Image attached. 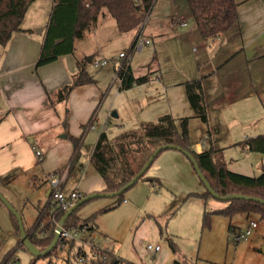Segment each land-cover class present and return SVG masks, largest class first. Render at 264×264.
I'll return each mask as SVG.
<instances>
[{"label":"crops","instance_id":"obj_1","mask_svg":"<svg viewBox=\"0 0 264 264\" xmlns=\"http://www.w3.org/2000/svg\"><path fill=\"white\" fill-rule=\"evenodd\" d=\"M160 1L161 9L158 11L156 21L164 22V31L149 30V32L159 38L169 34L173 39L181 41V45L184 44L181 57L174 62L175 65L179 64L180 66L187 62V70L182 68L177 71L180 79L168 83L169 85L162 84L161 94L167 95L170 87L185 89L186 83L196 80L201 82L204 93L207 124L194 116L185 92L186 108H188L185 118L194 117L200 120L202 123L200 130L202 133L205 132L201 141L190 143V148L197 154L208 149L215 151V157L221 159L226 168L234 173L241 174L243 168L240 166V161H244L251 168L259 164L264 167L262 154L249 152L240 146L245 139L264 134V131L257 132L255 128H252L255 127L254 123L258 118L257 114L260 111L258 109L260 107L264 109V0H235L237 3L236 13L238 14L237 24L225 34L209 39L201 36L195 24L187 23L185 9L177 7V2L180 0ZM156 4H158L157 0ZM45 5L50 8L47 21L39 20L35 11L30 15L29 8L23 19L21 31L13 33L10 41L5 45L0 44V179L11 177L6 184H0V191L8 202L10 201L9 191L14 193L13 189L19 184L24 192L26 190L34 194V202L39 199V192H45L47 203L50 198L49 179L52 174L64 176V181L60 186L64 192V187L69 180L71 181L69 192L78 191L82 197L92 193L102 194L106 189L103 179L90 165L89 156L99 134L88 141L89 144L93 143L90 144L91 148L88 147L86 160L83 162L81 158L87 134L95 128L93 121L98 119L96 110L101 103L99 85L91 78L92 81L89 84L74 87L67 99L59 103L58 108L55 106L53 95L60 88L71 85L73 78L81 70L87 77L90 76L88 67L82 65L81 60L90 57L88 62H91L92 54L88 57L85 56L91 53L89 49L92 44H95L94 49L102 54L101 47H103V41H107V31L110 28L104 23L100 24L98 19L99 22L97 21L81 39L74 41L71 54L61 55L55 61L37 67L36 63L45 37L46 25L54 8L51 2ZM102 18L104 19L103 15ZM39 27L41 29L38 33H33V30ZM136 30L137 34L139 30L141 33L142 27ZM78 41L84 42L83 47L80 48L81 53L76 48ZM133 43L134 40L130 43V47ZM191 43L193 55L187 57L184 50L189 49L188 45ZM88 62L86 61V63ZM149 79L148 83L135 85L129 90H133L135 87L145 89L143 87H148L154 80H161V77L156 74L153 77L150 76ZM146 89L147 91L142 90V93L147 95L150 92L149 88ZM117 90L119 91V86ZM156 91L157 89H155ZM63 104L66 105V109ZM165 109V112L151 121L167 114L174 120L181 119L175 117L168 105L165 106ZM254 113L257 114L253 115ZM91 116L94 117L90 125L93 128H87L88 130L81 141L80 160L69 171L74 143L68 137L78 138L82 134V126L88 122ZM107 120L101 123L97 120V123L101 125V132L108 130L113 136L125 130L123 126L115 125L116 131L113 132V127L106 124ZM63 135L64 137H62ZM35 150L40 152L41 160L35 156ZM188 161L185 155L176 150H164L154 159L147 173L141 179L151 186V189L157 187L154 184L163 187L162 182L168 181L172 177L186 179L190 173ZM149 180H152V183ZM185 191H189L188 193L195 196H200L205 192H201V190L193 193L190 190ZM46 203L41 208L39 204L36 206L31 200L26 199V196L18 199L19 206H22L20 209L17 208L20 216L27 205H33L34 210L37 211L33 217L28 218L30 224L24 229L30 228L35 223L38 212L46 206ZM122 203L129 205L126 199H123ZM11 205L14 206L12 203ZM14 207L16 208V206ZM129 207L135 209L136 206L134 203H130ZM84 219L86 218L82 220ZM94 224L92 234L95 231L99 232L96 221ZM6 234L10 235L14 241L11 247L1 253L2 241H5ZM18 241L15 223L7 207L0 201V264L8 251L13 248L16 249L15 253L7 263H14L13 258L17 250L22 249L18 247ZM96 245L100 248L110 249L119 262L114 245L104 244L103 246L100 243ZM33 257L31 255L29 264L34 263Z\"/></svg>","mask_w":264,"mask_h":264},{"label":"rangeland","instance_id":"obj_2","mask_svg":"<svg viewBox=\"0 0 264 264\" xmlns=\"http://www.w3.org/2000/svg\"><path fill=\"white\" fill-rule=\"evenodd\" d=\"M157 1L158 4L155 5V0L148 11L141 31V41L148 40L149 45L142 43V50L140 51L131 48L130 43L136 38L137 30L129 33L118 32L114 20L106 10H102L98 17L100 24L104 23L110 28L107 31V41H103V47H101L103 52L102 54L98 53L94 49L96 45L92 44L91 49H89L91 53L85 56L88 57L92 54L91 62L86 63L85 58L81 60L82 65L88 67L87 70L92 80L101 89V103L96 110L98 111L97 120L101 123L108 119L106 124L113 127V132L116 131L115 125L123 126L125 130H134L139 124L154 120L156 116L165 112L166 105L172 109L175 117L181 118L180 120L185 118V114H187V99L184 88L170 87L167 95L161 94L162 84L180 79L177 71L182 68L187 70V62L181 66L175 65L174 62L181 57L182 46H184L183 43L181 45V41L173 39L169 34L159 38V36L149 32V30L164 31V22L156 21L158 11L161 9V1ZM180 1L177 2V7L185 9L187 23L194 25L185 0ZM45 4H50V1L35 0L32 2L30 4L32 6L29 7L30 15L35 11L39 20L47 21L50 8ZM40 29V27L34 29L33 33L37 34ZM83 44V41L76 43V48L80 53ZM188 47L189 49L184 50V54L191 57L193 55L192 43ZM120 53L125 54L126 57L119 58ZM123 59L128 60L134 77L144 75L153 77L158 74L161 80L152 81L150 87H143L145 89L135 87L133 90L119 92L117 90L119 80L115 79V71ZM103 60L106 63L102 68L94 67V61L103 62ZM146 88H149L148 91L150 92L147 95L142 93V90L147 91ZM155 89H157L156 92ZM54 98L55 106L58 108L61 101L56 97ZM64 108L66 109V105ZM258 111L259 113H256L258 118L254 123L255 127L252 128L260 132L264 131V109L260 107ZM114 113L117 115L116 118L112 116ZM97 120L93 121L95 128L88 132L86 143L83 145L84 151L81 155L83 162L86 160L88 147L91 148L92 145L90 144L93 143L91 141L92 143L89 144L88 141L94 139L102 131ZM180 120H175L178 130L180 129ZM187 124L189 144L201 141L200 139L205 132L202 133L200 130L202 126L200 120L191 117V119L188 118ZM188 163L190 173L189 175L186 174V179L172 177L170 180L162 182L163 187L154 184L157 186L154 189H151V186H148L143 179H139L131 188L125 190L122 200L126 199L129 205L134 203L135 209H131L129 205L122 203L116 197L93 198L77 209L75 217L82 220L95 214L94 219L99 232L93 231L94 239L92 241L103 246L104 244L114 245L116 254L119 256V264H264V219L260 220L255 214L237 215L228 219L216 213L211 218L210 227L208 229L202 227L203 211L224 208L227 206V202L212 197L202 199L191 195L188 193L189 191H185L190 190L193 193L206 190L199 181L191 163L189 161ZM239 163L243 168L240 173L244 175L258 176L264 169L260 164L251 168L244 161ZM70 185L71 181L69 180L64 187L65 192H69ZM13 191L15 192L9 191L8 198L10 205L12 203L16 206V208L13 206L15 209L22 207L19 206L18 199L25 196L34 205L39 204L41 208L46 203L45 192H39V199L34 202V194L31 191L25 190L24 192L19 184L15 186ZM115 205V208H111ZM35 212L37 211L34 210L33 205H27L23 210L21 221L24 227L30 224L28 218L33 217ZM251 223H255L256 227L247 239L236 241L234 235L245 232ZM229 225L234 227L235 234L229 233ZM4 237L5 241H2L1 253L11 247L14 241L10 235L6 234ZM171 244L174 245L175 249ZM147 245L152 247L159 245L161 250L154 254L146 248ZM101 249L104 248L101 247ZM66 253L67 251L63 250L57 256L49 255L35 259L33 257V262L35 264H47L48 261H51L52 264H64ZM30 258L31 255L26 249H19L13 258L14 263L6 264H29ZM71 264H77V260H73Z\"/></svg>","mask_w":264,"mask_h":264},{"label":"trees","instance_id":"obj_3","mask_svg":"<svg viewBox=\"0 0 264 264\" xmlns=\"http://www.w3.org/2000/svg\"><path fill=\"white\" fill-rule=\"evenodd\" d=\"M35 0H0V44L10 41L11 35L21 31V25L26 11ZM54 8L46 25L45 37L41 45L37 67L55 61L59 56L73 52L74 41L81 39L84 33L98 21L102 10H106L116 23L120 33H127L141 28L148 11L155 0H49ZM192 21L205 39L225 34L238 22L237 3L235 0H185ZM133 47V45H132ZM131 47V48H132ZM116 79L120 81V90H129L135 85H142L150 81L148 75L133 77L128 60L123 59L116 71ZM81 70L73 78L72 85L60 88L53 96L59 101H65L74 87L91 82ZM185 92L194 116L207 124V113L199 80L185 84ZM94 117L82 126V134L78 138L68 137L74 143V152L68 170L71 171L80 160L82 139L90 128ZM188 118L180 120L178 130L175 120L169 115H163L155 121L141 123L134 130H125L117 135H110L108 130L99 133L96 143L90 154V165L99 173L105 184L104 193H115L123 189L130 182L150 158L152 151L168 144L187 150L195 157L199 169L212 190L219 196L240 194L264 200V169L258 176H243L229 171L221 159L215 157L211 149L197 154L190 148L188 137ZM88 128V129H87ZM247 151L264 156V134L245 139L240 144ZM162 152V151H161ZM159 154V153H158ZM157 154V155H158ZM148 170V169H147ZM146 172L139 178H143ZM11 177L0 179V184H6ZM152 183V180H149ZM125 191V190H124ZM123 191V192H124ZM123 193L116 196L122 200ZM205 199L211 197L205 190L198 196ZM118 203V202H117ZM112 206L111 208H115ZM78 209V208H77ZM77 211V210H76ZM75 211V212H76ZM73 212L65 221L64 228L87 226L93 230L95 214L84 220L75 217ZM65 211L57 208L49 198L46 206L38 212L35 223L25 233L31 244L40 250L45 249L53 239L54 229ZM220 214L228 219L235 215L255 214L260 220L264 219V204L251 200L231 199L227 206L214 211H203L202 227H210L214 214ZM16 226L19 237L18 247L25 249L21 244L18 221L10 213ZM230 234H235L233 226L228 227ZM173 249L174 245L171 244ZM16 249L13 248L4 256L2 264L11 259ZM67 251L64 264H71L81 252L79 247L68 241H58L56 246L45 256H57L59 252ZM37 257H34V259ZM52 264L51 261H48ZM102 264H119L110 253Z\"/></svg>","mask_w":264,"mask_h":264},{"label":"built area","instance_id":"obj_4","mask_svg":"<svg viewBox=\"0 0 264 264\" xmlns=\"http://www.w3.org/2000/svg\"><path fill=\"white\" fill-rule=\"evenodd\" d=\"M142 43L144 45H148L149 42L147 40L141 41V33L140 30L134 39L133 43V49L140 51L142 50ZM126 55L123 53L119 54V58H125ZM106 61L103 60V62H97L94 61L93 65L95 68H102ZM93 128L92 126H90ZM35 156L37 159H40V152L35 150ZM64 181V176H59L58 174H52L49 179L50 184V199L51 202L57 207L60 208L63 211H67L69 208L75 205L77 200L82 198V194L78 191H72L69 193H65L62 189H60L61 183ZM256 227L255 223H251L250 226L247 228V230L243 233H240L238 235H234V239L236 241L246 240L247 237L251 234L252 230ZM59 241H68L71 243H74L76 247H79L81 252L77 256V264H102L106 261L108 255L112 253L107 249H101L98 245L93 243V235L92 231L87 226H78V227H72L70 229L64 228V225L62 226L61 233L59 234ZM150 252L156 254L161 250L159 245H155V247H152L151 245H147L146 247Z\"/></svg>","mask_w":264,"mask_h":264},{"label":"water","instance_id":"obj_5","mask_svg":"<svg viewBox=\"0 0 264 264\" xmlns=\"http://www.w3.org/2000/svg\"><path fill=\"white\" fill-rule=\"evenodd\" d=\"M90 60V57H88L86 59V61L88 62ZM112 116L114 118L117 117V115L114 113L112 114ZM64 137V135L62 136ZM168 149H174L176 151H178L179 153H181L182 155H185L188 160L190 161L193 170H195L196 175L199 179V181L202 183V185H204L205 189L209 192V194L211 195V197L213 199H218L221 201H225L228 202L231 199H237V200H251V201H255L258 203H263L264 204V200L261 199H257V198H252L249 196H243L240 194H233L231 196H219L216 192H214L211 188V186L208 184L207 180L205 179L201 169H199L198 164L195 160V157L193 156V154H191L190 152H188L185 149H182L178 146H174L171 144H168L166 146H160L157 147L156 149H154L152 151V154L150 155V158L148 159V161L144 164V166L139 170L138 174L130 181L128 182L126 185L123 186V189L120 190L119 192H115V193H102V194H96V193H92L90 195L84 196L82 198H80L79 200H77V202L75 203L74 206H72L71 208H69L67 211H65V213L62 215V217L59 219L60 221L57 223L56 228L54 229V233H53V239L52 241L48 244V246L43 249L40 250L39 248L35 247L33 244L30 243L28 236L25 233V229L23 226V222L21 221V216L20 213L18 212L17 209H15L13 206L10 205V203L6 200V198L3 196V194L0 191V201L3 203L4 206L7 207V209L9 210V212L15 217L16 221H18V226H19V234L21 237V244L24 246V248L26 249L27 252H29L31 255H33L34 257L40 258V257H45L58 243L59 241V237H60V233L62 230V226L64 225L66 219L77 210V208H79L80 206H82L84 203L92 200L93 198H97V197H116L119 194L123 193L124 190H127L129 188H131V186H133L138 179L146 172V170L151 166V164L153 163L154 159L158 156L157 154L160 153L161 151L164 150H168Z\"/></svg>","mask_w":264,"mask_h":264}]
</instances>
